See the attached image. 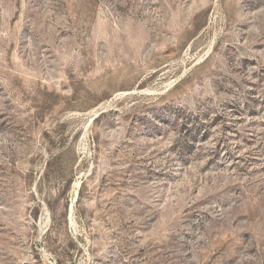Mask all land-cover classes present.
<instances>
[{
	"label": "rangeland",
	"instance_id": "1",
	"mask_svg": "<svg viewBox=\"0 0 264 264\" xmlns=\"http://www.w3.org/2000/svg\"><path fill=\"white\" fill-rule=\"evenodd\" d=\"M0 264H264V0H0Z\"/></svg>",
	"mask_w": 264,
	"mask_h": 264
},
{
	"label": "bare ground",
	"instance_id": "2",
	"mask_svg": "<svg viewBox=\"0 0 264 264\" xmlns=\"http://www.w3.org/2000/svg\"><path fill=\"white\" fill-rule=\"evenodd\" d=\"M168 86V85H167ZM96 110H98V109H96ZM96 110H95V112H96ZM77 185H78V183H77ZM78 187V186H77Z\"/></svg>",
	"mask_w": 264,
	"mask_h": 264
}]
</instances>
